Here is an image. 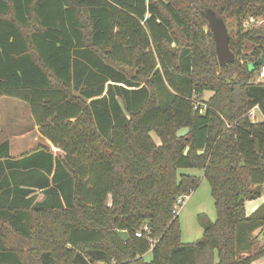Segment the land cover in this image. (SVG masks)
Returning <instances> with one entry per match:
<instances>
[{
	"label": "trees",
	"instance_id": "trees-1",
	"mask_svg": "<svg viewBox=\"0 0 264 264\" xmlns=\"http://www.w3.org/2000/svg\"><path fill=\"white\" fill-rule=\"evenodd\" d=\"M207 10L234 27L225 65ZM263 64L264 0H0V97L26 102L62 151L13 156L0 143V264L264 256V204L246 211L264 195ZM183 168L204 171L217 214L198 215L194 242L182 240L178 207L201 177ZM9 230L29 249L9 245Z\"/></svg>",
	"mask_w": 264,
	"mask_h": 264
},
{
	"label": "rangeland",
	"instance_id": "rangeland-1",
	"mask_svg": "<svg viewBox=\"0 0 264 264\" xmlns=\"http://www.w3.org/2000/svg\"><path fill=\"white\" fill-rule=\"evenodd\" d=\"M227 27H228V31L230 34V32L234 30V27L232 24H229V23H227ZM252 50H253V43L246 41L245 46H244V53L249 54V53H251ZM254 63H257V65H258L260 63V60H257ZM252 64H250V67H252ZM257 81H259L258 77H257ZM210 95H211V92L207 91V92H205L204 97L207 98ZM1 98L2 97H0V111L3 113L4 116L7 115V112L4 109L7 106L12 107V106L16 105L15 108L18 109V111H22L24 109L25 112H28L27 107L24 105H21L22 104L21 102L15 101V103L13 102V104H8V103L3 101V104H1V101H2ZM201 98L203 99V97L197 96L198 100H201ZM22 107H24V108H22ZM4 116H3V118H4ZM251 116H252V119H254V120L263 119V116L260 114L258 109L254 110V111L252 109L251 110ZM7 122H8L7 119L3 120V123H7ZM186 132H187V129H181L180 130V134H184ZM4 137L5 136L0 135V140H2ZM154 137H155V140L157 141V143H159V139L155 135H154ZM54 151L57 154L60 153V150H58V149L54 150ZM12 153L14 154L16 152H14L12 150ZM179 173L195 174V175H198L201 177V181H200L199 185L197 186V188L184 200L182 205L178 207V215H179V221H180L181 231H182V240H183V242H194V241L200 239L203 236V232H204L203 226L198 221V215L199 214H206L211 220H215L216 215H217L216 214V208H215V204H214V199H213L212 194H211L210 183L207 180V178L203 176L204 174H203L202 170L196 169V168H183V169H179ZM41 198H42V195L39 196V199H41ZM262 204H264V202ZM260 206H258L257 208H259ZM7 239H8V244L12 245L14 248H19L21 250H23V249L28 250L29 249V245H30L29 242L26 241L24 238L16 235L15 233H12L10 230L8 231ZM263 240H264V233L261 234V241H263ZM145 259L147 261H150L152 259V253L151 252L147 253L145 255ZM216 261H217V259L215 260L214 264H216ZM251 264H264V256L253 261Z\"/></svg>",
	"mask_w": 264,
	"mask_h": 264
},
{
	"label": "crops",
	"instance_id": "crops-1",
	"mask_svg": "<svg viewBox=\"0 0 264 264\" xmlns=\"http://www.w3.org/2000/svg\"><path fill=\"white\" fill-rule=\"evenodd\" d=\"M209 97L207 98L204 97V98L208 99ZM1 100H2L1 104H3V101L8 104H13V102L15 103V101L21 102L22 104L21 103L20 104L26 106L28 111L25 112L24 109L22 111H18V109L15 108L16 105L12 107L7 106L6 108H4L5 111L7 112V115L5 116L0 111V135L5 136L2 140H0V143H2L5 140H9L11 143V154L13 156H19L23 153L33 151L41 146H46L50 148L55 155L62 154L60 148L53 145V143L48 138L42 136L39 130V126L37 125L35 119L33 118L30 107L26 102L16 98L4 97V96L1 98ZM4 119L5 120L7 119L8 122L3 123ZM57 149L60 150V153L58 154L55 153L54 151ZM12 150L16 153L13 154ZM263 202H264V196L256 200L247 201L246 203L247 214L248 215L251 214Z\"/></svg>",
	"mask_w": 264,
	"mask_h": 264
},
{
	"label": "water",
	"instance_id": "water-1",
	"mask_svg": "<svg viewBox=\"0 0 264 264\" xmlns=\"http://www.w3.org/2000/svg\"><path fill=\"white\" fill-rule=\"evenodd\" d=\"M204 14L213 33L219 64L225 65L233 61L236 58V55L230 47V34L226 21L218 16L214 10H207ZM261 62L262 60H260L258 65L257 63H253L251 69L257 68ZM116 233L125 241L129 239V234L126 230H116Z\"/></svg>",
	"mask_w": 264,
	"mask_h": 264
},
{
	"label": "built area",
	"instance_id": "built-area-1",
	"mask_svg": "<svg viewBox=\"0 0 264 264\" xmlns=\"http://www.w3.org/2000/svg\"><path fill=\"white\" fill-rule=\"evenodd\" d=\"M254 22H257V24H261V21H256L254 18H251L249 21H247L245 23V25H250L251 23H254ZM258 79L259 81H264V64L261 66V69H260V72H259V75H258ZM256 110L255 108L253 109V111ZM203 110H201L202 112ZM251 113V112H250ZM188 197V196H187ZM186 197V198H187ZM142 233L141 232H138L137 233V236H141Z\"/></svg>",
	"mask_w": 264,
	"mask_h": 264
}]
</instances>
